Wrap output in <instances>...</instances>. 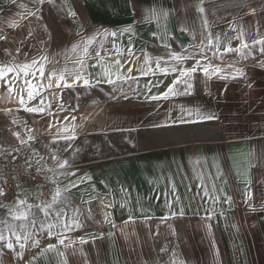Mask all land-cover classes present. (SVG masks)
Wrapping results in <instances>:
<instances>
[{
  "label": "crops",
  "instance_id": "0c3cea01",
  "mask_svg": "<svg viewBox=\"0 0 264 264\" xmlns=\"http://www.w3.org/2000/svg\"><path fill=\"white\" fill-rule=\"evenodd\" d=\"M153 12L157 18L147 19ZM97 33L84 74L112 91L80 108L69 94L82 82L56 87L49 77L67 70L72 83L81 55L72 46ZM0 36V66L38 61L28 71L47 91L28 101L23 81L12 93L0 82V157L47 161L55 182L47 202L59 186L81 185L74 200L105 223L87 243L22 240L23 250L0 223L15 249L0 243V264H264V46L252 44L264 39V0H0ZM209 39L221 53L207 47ZM244 41L247 55L223 51ZM172 53L190 58L177 62ZM145 56L153 70L160 58L161 67L178 71L142 74ZM197 60L222 71L197 70L184 78L187 92L182 82L167 99H151ZM41 98L51 105L45 113L24 110ZM18 200L0 204V221L23 235L21 221L11 220Z\"/></svg>",
  "mask_w": 264,
  "mask_h": 264
},
{
  "label": "snow or ice",
  "instance_id": "6c2138e0",
  "mask_svg": "<svg viewBox=\"0 0 264 264\" xmlns=\"http://www.w3.org/2000/svg\"><path fill=\"white\" fill-rule=\"evenodd\" d=\"M43 2H44V0H40L41 4ZM200 10L203 11V9H200ZM70 15L74 16L75 13L70 12ZM154 18H157L156 14L154 12L147 17V19H154ZM99 35L100 34L97 33L93 36L87 37L85 40L81 41V43L72 46V48H71L72 53H76L78 49L81 52V55L79 57H77L74 61V63L78 64L79 67L73 69L72 83H68V81H67V78H66V71L67 70H65L64 72H60L58 76H57L56 72L51 73L49 79H51L52 77H57V79H58V83L56 84V87H61V85H62L65 88H72V87H74V85L81 83V82H82L84 87L94 86L92 84L91 80L88 79L84 74V68H85L84 61L90 55V45H92L94 42H96L97 36H99ZM108 35L115 37L116 33L115 32H112V33L105 32L104 33L105 37H107ZM0 39H4V37L0 36ZM257 43L264 46V39L252 41V44H257ZM207 47L209 49L215 48L216 52L214 54L221 53V49H220L219 44L214 43V41L212 39L208 40ZM248 47H249V42L244 41L240 44V46L238 48L233 49L229 45L226 48H224L223 51L224 52L235 51L237 53H240L241 55H247V53H244L242 50L246 49ZM261 51L264 52V47H262ZM203 52H204V46H203V42H202L201 43V53L203 54ZM95 55L100 56V52L96 51ZM129 55H131V50H129ZM188 58H190V57L189 56H182V55H179L176 53L171 54V59L175 60L177 62L184 61ZM144 60H145V64L149 65V67L147 69H140V71L142 72V74H145V75L150 71L153 72V74H154L155 70H159L164 75H167L170 72L174 73V72L178 71V69L175 66L161 67L160 58H157L155 70H153L151 68V62H150V58L148 56H145ZM37 63H38V61H36V60L32 61V65H35ZM116 63L119 64L120 61L117 60ZM165 63H167V62H165ZM32 65L25 64L22 66H16L15 68L11 67V66H0V82H4V85L7 88V91L9 93H12V91H13L12 81L8 80L7 77L13 73H16V76L18 77L19 74L22 72L25 79L23 80V82L21 84V88H22V90L27 92V100L28 101L35 99L36 96L40 95V88H43L44 85L43 84H32L27 79V77L29 75H31L33 77V79H35V73H29V71H28V69L31 68ZM197 70H202L203 74L207 77H210L211 75H218L222 71V69H220L219 67H215V66L211 65L210 62L204 63L202 60H197L196 63L191 68L179 69V77H177V79H175L173 81V83L167 88V90L159 96H155V95L152 96L151 99L152 100L167 99L169 96L175 94L174 93L175 86L177 84L182 83V82L187 84V88L185 90L187 92L188 90L191 89L192 85L190 83H187V81L184 80V78L185 77L191 78L192 74H194ZM38 71H39L40 77L43 78V76H44L43 67H40L38 69ZM128 71L131 72L132 69L129 68ZM237 71L239 72V70H237ZM105 75H106V82L107 83H109V84L115 83V81L112 79V74L110 72L105 70ZM128 78H134V77H128ZM233 78H236V77L233 76ZM116 79L117 80L121 79V75L119 73H117ZM99 82L100 81H97V83H99ZM24 86H26V87H24ZM51 86H52L51 84L48 85V87H51ZM19 103L21 105H25V99L23 96L20 97ZM50 108H51V105L50 104L45 105L44 99L41 98L38 106H34V107L25 106L24 110L29 112V113L43 114V113H45L46 110H48ZM60 108L63 109V104L60 105ZM197 115H199L198 110H197ZM201 119H209L210 120V119H213V117L212 116H203V117H201ZM51 126L52 125H49V127H51ZM64 131L68 132L69 129L65 128ZM29 139H33V138L29 137ZM64 139L67 141H71V140L75 139V136L74 135H67L64 137ZM21 142L23 143L24 141H21ZM69 147H70V145H69ZM53 159H55V156H53ZM67 163H68L67 161H64L59 166L61 168H64L67 165ZM70 175H75V173H70ZM77 186L78 185L75 183H72L70 185V187H77ZM2 195H4V192L2 189H0V196H2ZM60 195H61L60 190L57 189L55 192V195L52 196L51 202L44 201V202H42V205L36 206V207L40 208V211L45 218L44 220H38L35 215H31V218H30V210L33 206L27 205L28 210H24L21 206L25 205L26 201H24V200H18L17 201V208L20 210L15 211L11 214V220L21 221V223L19 224V228L23 232V235H21L20 232L16 231L17 226L15 224L8 223L7 220L0 221V223H3L5 228L7 229V231L11 234V237H15V242L21 250H23L25 248V243L21 242L22 240L27 242L34 235H36L37 233L43 232L45 230H47V236L49 239L53 238V236H56V237H58V243L63 245L65 243V239H64L65 233L73 230L74 228L81 227V224L79 223V221L75 217L67 218V212H66L65 207H61L58 209L55 208V205L57 204L58 198ZM77 214H78V210H77ZM180 214L183 215V210H181ZM52 216L55 217L54 222H50V218ZM37 225H39V227H37ZM54 228L59 229V231L53 232L52 229H54ZM29 229H32L34 231H29ZM0 243H3V246L6 247L7 249H9L10 251L15 250L12 239L10 237H6L4 235V231L2 229H0ZM81 243H87V241L84 240L83 238H81ZM33 244L38 246L39 240L38 239L33 240ZM54 247H55L54 245L48 246L49 250H52ZM17 255L22 258V255H23L22 251L20 253H17Z\"/></svg>",
  "mask_w": 264,
  "mask_h": 264
},
{
  "label": "rangeland",
  "instance_id": "374dc122",
  "mask_svg": "<svg viewBox=\"0 0 264 264\" xmlns=\"http://www.w3.org/2000/svg\"><path fill=\"white\" fill-rule=\"evenodd\" d=\"M165 1V0H162ZM165 5H162V8ZM163 10V9H162ZM36 77H38V75H35V79H33V77L31 75H29L27 77V79L32 83V84H40V80H38ZM8 80L12 81L13 83L17 82H21L25 79V77H21V79L19 78V76L17 77V79H15V75L14 74H10L7 77ZM16 80V81H15ZM94 86L92 87H84L83 84H81L79 87L75 88L74 90L70 91V97L73 98V100H75V103L80 107L83 108L85 104H90L93 103L95 106H97L96 102H99L102 98L105 100L106 97L108 98L110 96V87L107 86H100L99 83L97 82H93L92 83ZM14 87V85H13ZM26 87V86H24ZM44 88H40V92L47 94L46 90H43ZM17 92H19L20 89H16ZM24 91V90H23ZM25 94L27 93L26 91H24ZM87 106V105H86ZM2 157H7V156H1ZM11 157V156H10ZM15 157V156H14ZM19 158H26L27 160H31V161H38V159L36 160L35 158H37L36 155L34 154H23V156H19ZM66 181V179H65ZM65 181H62V183H64ZM69 188V189H68ZM57 189L60 190L61 195L58 198V202L55 205V208H61V207H65L66 208V212H67V218H72L75 217L79 223L81 224V227L79 228H74L71 231H68L65 233V242H81V238H83L84 240L88 241L89 239H95L100 237V233H98L97 227H101L104 226V219L98 217V215H96L93 211H91V209L88 206V203H84L82 201H75L74 200V195H78L79 192H82L83 186H77V187H67V185L65 186H59ZM56 189V190H57ZM55 195V194H54ZM52 199V198H51ZM48 202H51V200H49ZM0 204H5V205H9L10 203H0ZM77 210H78V214H77ZM38 211V215L36 216V218L38 220H44V216L41 213L40 209L37 210ZM31 218V216H30ZM55 221V217L52 216L50 218V222H54ZM37 227H39V225H37ZM29 231H34L32 229H29ZM53 232L59 231V229H52ZM104 236V235H102ZM39 240V244L42 242L43 244L49 243L51 241H58V237L53 236V238L49 239L47 236V230L37 233L36 235H34L31 239H29L27 242L28 243H33V240ZM31 251V250H29Z\"/></svg>",
  "mask_w": 264,
  "mask_h": 264
},
{
  "label": "built area",
  "instance_id": "2783aa9c",
  "mask_svg": "<svg viewBox=\"0 0 264 264\" xmlns=\"http://www.w3.org/2000/svg\"><path fill=\"white\" fill-rule=\"evenodd\" d=\"M51 168L47 161H31L19 157L0 158V203L24 200L26 205H37L47 201L53 192L55 182L51 178Z\"/></svg>",
  "mask_w": 264,
  "mask_h": 264
}]
</instances>
